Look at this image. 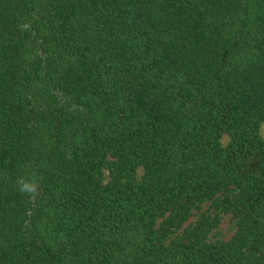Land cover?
<instances>
[{"label": "trees", "instance_id": "1", "mask_svg": "<svg viewBox=\"0 0 264 264\" xmlns=\"http://www.w3.org/2000/svg\"><path fill=\"white\" fill-rule=\"evenodd\" d=\"M263 123L264 0H0V264H264Z\"/></svg>", "mask_w": 264, "mask_h": 264}, {"label": "rangeland", "instance_id": "2", "mask_svg": "<svg viewBox=\"0 0 264 264\" xmlns=\"http://www.w3.org/2000/svg\"><path fill=\"white\" fill-rule=\"evenodd\" d=\"M260 134L264 138V123L261 125L260 128ZM223 144L226 143V139L223 138L222 140ZM209 205L205 204L202 207V212H205L208 210ZM236 227H235V221L232 219L230 215H222L221 220L210 234H209V240L210 241H216V240H223L227 241L229 240L233 234L235 233Z\"/></svg>", "mask_w": 264, "mask_h": 264}]
</instances>
